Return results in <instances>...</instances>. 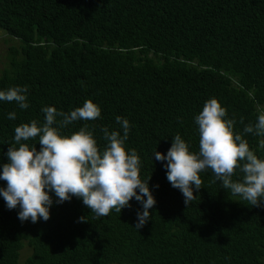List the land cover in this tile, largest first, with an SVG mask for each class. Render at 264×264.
I'll return each instance as SVG.
<instances>
[{"label":"trees","instance_id":"16d2710c","mask_svg":"<svg viewBox=\"0 0 264 264\" xmlns=\"http://www.w3.org/2000/svg\"><path fill=\"white\" fill-rule=\"evenodd\" d=\"M0 31L18 44L8 50L0 91L27 86L29 104L0 101V172L15 127L42 125L44 107L68 113L92 100L101 116L61 134L87 125L103 150L101 129L123 135L116 117L127 119L126 150H136L156 200L137 229L143 207L135 198L121 213L97 217L82 199L57 203L50 192V218L33 223L0 196V264H17L24 247L23 264H264V201L252 207L208 169L185 205L167 180V161L154 155H166L177 134L198 152L195 117L216 98L264 159V136L243 132L264 112V0H0ZM26 143L39 151L38 138Z\"/></svg>","mask_w":264,"mask_h":264},{"label":"clouds","instance_id":"9594fccd","mask_svg":"<svg viewBox=\"0 0 264 264\" xmlns=\"http://www.w3.org/2000/svg\"><path fill=\"white\" fill-rule=\"evenodd\" d=\"M27 91V86L0 91V101L15 102L26 109L29 107ZM42 112L45 114L42 125L34 119L15 127V142L8 148V163L3 164L0 172V180L7 182L6 188H0L7 207L11 210L19 206L18 218L36 223L40 218L44 221L50 218L49 208L53 204L50 192L58 198L57 203L69 201L73 196L82 199L97 217L108 216L113 209L121 213L135 198L143 207L142 212H137L135 227L142 228L151 218L149 209L156 200L148 181L140 179V157L136 150H126L129 121L116 117L123 135L103 127L101 131L107 144L100 150L87 125L71 135L60 132L74 121L99 118L101 109L92 100H86L83 106L68 113L55 107H44ZM226 116L227 110L216 98L207 100L195 117L198 152L190 151L189 144L177 134L166 155L154 153L157 161H167L164 165L167 180L181 191L185 205L196 199L193 186L196 190L202 187L199 174L208 169L214 174L213 182L220 181L224 189L248 201L252 207H259L264 201V159L250 149L242 134L234 131L235 120ZM8 119H16V113L10 112ZM243 132L264 136V112L258 115L254 125H245ZM37 138L39 151L35 144L26 143ZM237 171L242 173V178L234 180ZM85 220L80 218L82 222Z\"/></svg>","mask_w":264,"mask_h":264},{"label":"rangeland","instance_id":"374dc122","mask_svg":"<svg viewBox=\"0 0 264 264\" xmlns=\"http://www.w3.org/2000/svg\"><path fill=\"white\" fill-rule=\"evenodd\" d=\"M17 42L11 37H7L4 32L0 31V71L6 66L9 48L17 49ZM29 255V251L24 247L19 253L18 263L23 264L25 258Z\"/></svg>","mask_w":264,"mask_h":264}]
</instances>
